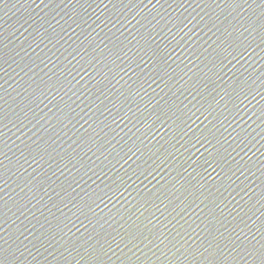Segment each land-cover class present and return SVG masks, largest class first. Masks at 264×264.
<instances>
[{
	"label": "water",
	"instance_id": "water-1",
	"mask_svg": "<svg viewBox=\"0 0 264 264\" xmlns=\"http://www.w3.org/2000/svg\"><path fill=\"white\" fill-rule=\"evenodd\" d=\"M0 264H264V0H0Z\"/></svg>",
	"mask_w": 264,
	"mask_h": 264
}]
</instances>
